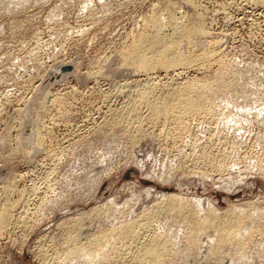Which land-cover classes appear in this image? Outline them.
Here are the masks:
<instances>
[{
    "label": "rangeland",
    "instance_id": "obj_1",
    "mask_svg": "<svg viewBox=\"0 0 264 264\" xmlns=\"http://www.w3.org/2000/svg\"><path fill=\"white\" fill-rule=\"evenodd\" d=\"M159 33L178 63L147 73L126 61ZM205 82L204 111L155 116L166 93ZM257 85L264 0H0V264H91L85 247L97 234L107 240L96 264H127L140 243L164 238L161 264H264ZM16 137L23 148L2 162ZM165 193L201 201L198 220L209 211L223 222L248 202L258 211L214 256V227L196 234L187 211L149 215ZM132 222L139 245L117 239Z\"/></svg>",
    "mask_w": 264,
    "mask_h": 264
},
{
    "label": "bare ground",
    "instance_id": "obj_2",
    "mask_svg": "<svg viewBox=\"0 0 264 264\" xmlns=\"http://www.w3.org/2000/svg\"><path fill=\"white\" fill-rule=\"evenodd\" d=\"M177 35H178L177 38H181L182 33H178ZM173 44L174 42L170 40L169 36H165L162 34L160 35V33L157 34V36L155 37L146 35L144 38L141 39V41L137 45L133 46V48H131L128 51V53L125 54V58H126V61H129L131 65H133L134 67H136L137 70L142 71V72L148 71L147 73H149V70H152L156 66H161L163 68H169L171 66H174L176 63H178V60H177L178 56H176L174 52L175 48ZM214 56H215L214 50L213 51L208 50V52L205 54V57L208 60H210ZM124 83L122 82V85ZM126 84H127V81H126ZM129 85H130V82H129ZM256 87H257V90L261 91V89L264 86L257 85ZM211 89H212L211 86L206 84V82L205 83H192V84H186L184 87H181L178 90L176 89V91L174 92L166 93L165 96L163 97V99L164 98L166 99L160 101V104L158 103L159 101H157V99L155 98L157 102H155V100H153V102L159 104V106H154V105L152 106V108H154L153 110L156 111L155 116L171 115L172 119H173V116L179 119H182L184 116H188L191 114L204 111L205 101L203 99V96L205 95V93H207ZM148 94H150V90L149 91L145 90L140 93V96L142 97V100H140L141 97L139 99L140 103H145L144 97H147L146 95ZM147 98L149 100V97ZM241 112L242 111H239L237 114L240 115ZM127 116L128 114L126 113L124 118H126ZM20 119H19L20 121L19 127L21 130L25 127V122H23V120L21 121ZM177 121H181V120H177ZM27 129L30 131L32 130L29 126H27ZM31 135L32 134H30V137ZM23 140H26V139L24 138L22 139V137L21 138L16 137V141H13L11 143L10 148L8 149L6 153V156L5 157L2 156V159L3 158L6 159V160L3 159L2 162L5 163L7 161H12L16 157V155L18 154V147L21 146L23 148V143H22ZM40 141L41 140L38 134V137L36 138L34 142L35 145L32 144V148L30 150H27V153L30 154L34 151V149H37L38 146L41 144ZM0 144L1 145L5 144V137L3 135H0ZM3 173L0 172V179L3 177L2 176ZM11 182L9 181L3 186L8 188L11 185ZM161 197H163L164 199L162 198L159 201L160 202L159 206L153 208L149 212V215L151 216L152 214L158 212L162 208L173 211L175 213H184V211H187L188 215L191 218V222L194 224L193 226H194V230L196 234L201 233L204 229H206L207 226L214 227L216 230L215 231L216 240L212 246L213 249H211L212 251L210 252L214 256L216 255L219 256L221 249L224 248V245L229 241V238H239L242 236V232H240L242 222L246 219L252 220L251 218L254 217L256 215V212L258 211V210L256 211L255 209L254 202H250V203L248 202L249 207L253 209L248 208L242 211H230L229 213H227V215H225L223 222L215 223L216 216L209 211L206 213V215L204 216L202 220H198L197 218H195V216H197L195 212L196 210H198L196 205L199 206L201 204V201H199L198 199H193L190 203V201H188L187 199V196L182 195V193H172V194L165 193V194H162ZM150 216L146 218H149ZM138 227L135 228V222L125 223L118 230L117 239L121 241H124L126 239L127 240L129 239L130 241L131 240L135 241L138 236V231H137ZM229 228L230 230H227ZM105 240H107L106 235L101 236L97 234L92 239L87 241L88 245L87 244H86L87 246L85 245L86 246L85 249L88 252H85L84 256L88 257L89 262L91 264L98 263V259L100 257L99 249H100V246L103 245ZM154 241L155 240H149L147 243H143V244L140 243L141 248L137 250V252L132 256L130 262H128L127 264H161L164 254L167 255V252H169V244L165 238L162 240H157L155 242ZM135 243L139 245L137 240L135 241ZM91 247H93V249H90ZM67 253H70V252H67ZM240 259L242 261L241 256H240ZM240 259L238 260L240 261ZM235 264L237 263L235 262Z\"/></svg>",
    "mask_w": 264,
    "mask_h": 264
}]
</instances>
